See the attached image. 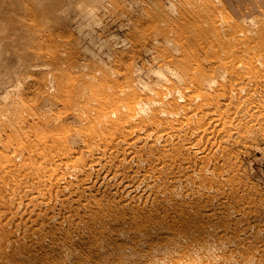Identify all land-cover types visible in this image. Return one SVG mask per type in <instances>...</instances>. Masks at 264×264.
I'll return each instance as SVG.
<instances>
[{
	"label": "rangeland",
	"instance_id": "1",
	"mask_svg": "<svg viewBox=\"0 0 264 264\" xmlns=\"http://www.w3.org/2000/svg\"><path fill=\"white\" fill-rule=\"evenodd\" d=\"M215 2L225 18L242 30L257 34L264 31V0ZM184 21L176 0H0V264L5 260L12 264H42L44 257L64 260V264H85L84 258L90 259V264H145L135 256L118 262L116 250L102 239L97 245L89 236L90 227L79 232L73 226L56 229L55 222L45 219L48 236L44 240L31 235L30 230L25 235L31 223L38 226L41 220L18 209L8 199L7 188L14 187L19 194L27 188H41L49 191L47 196L55 195V188L36 175L60 171L62 166L57 159L37 155L50 147L49 142H37V137L62 133L72 155H81L84 147L74 131L85 125L77 112L98 99L111 104V99L104 96L115 95L117 87L153 93L166 86L165 82L182 86L191 76L199 89L206 87L211 67L194 40L196 35L186 29ZM257 89L260 92L264 85ZM260 94L261 102L264 94ZM245 98L250 108L251 96ZM249 118H242L240 113L234 122L233 140L224 139L225 143L222 135L212 129L213 123L209 124L210 142L220 148L216 152L215 147L207 150L208 155L215 156L210 170L218 172L229 167L234 180L241 184L233 193L235 199L246 193V200L229 203L227 199L223 204L204 195L190 197L185 207H178L177 201L167 206L157 200L148 209L158 220L172 221L179 214L187 215L208 205L215 213L212 221L226 223L223 212L243 207L247 213L244 218L239 216L240 222L239 217L236 219L239 229L247 228V235L233 252L249 255L253 251L249 264H264V121ZM16 140L25 145L27 152L14 158ZM198 170L200 167L195 165L193 172ZM103 193L113 198L107 190ZM148 209L131 213L138 219L134 227L151 217ZM218 211L222 212L219 218ZM13 213L18 217L13 218ZM55 213L61 216L59 210ZM229 229L231 234L237 230L233 223ZM67 232L72 235V254L65 260L50 244L49 235L61 239ZM131 240L133 236L119 243L125 245ZM145 248L142 244L136 251L144 253Z\"/></svg>",
	"mask_w": 264,
	"mask_h": 264
},
{
	"label": "bare ground",
	"instance_id": "2",
	"mask_svg": "<svg viewBox=\"0 0 264 264\" xmlns=\"http://www.w3.org/2000/svg\"><path fill=\"white\" fill-rule=\"evenodd\" d=\"M176 7L208 60L209 83L199 89L191 76L182 86L165 82L166 86L153 93L119 86L115 95L104 96L111 99V104L98 99L90 106H82L77 115L85 127L74 131L84 147L81 155H72L62 133L37 137V142L50 143L45 152L37 155L59 160L62 170L36 175L55 188L53 196H47L49 191L41 188H27L22 194L14 187L7 188L8 199L18 209L41 220L38 226L31 223L25 235L30 230L31 235L44 240L48 236L46 219L55 222L56 229L73 226L79 232L90 227L89 236L97 245L102 239L116 250L120 263L134 256L145 264H249L253 259V251L249 255L233 252L247 235V228L239 229L236 219L247 213L243 207L223 212L226 223L213 222L215 213L208 205L187 215L179 214L172 221L158 220L148 209L157 200L167 206L177 201L178 207H185L190 197L204 195L223 204L227 199L229 203L246 200V193L235 199L233 193L241 184L234 180L229 167L218 172L210 170L215 156L208 155L207 150L215 147L216 152L220 148L210 142V132L215 128L225 143L224 139L233 140L234 122L240 113L242 118L264 121V98L260 102L264 89H257L264 85V31L250 33L237 27L225 18L215 0H176ZM248 89H252L249 94ZM248 96L250 108L245 98ZM211 123L213 127L208 132ZM15 144L14 158L27 152L21 141ZM195 165L200 170L193 172ZM101 188L113 198H106ZM137 209H148L151 217L134 227L138 219L131 213ZM221 213L217 212V218ZM203 217L206 219L199 220ZM123 223L128 227L121 226ZM230 223L237 229L232 234ZM49 236L50 244L66 260L72 254V235L67 232L61 239ZM129 236L133 240L125 245L119 243ZM142 244L145 252L138 253L136 247ZM95 249L98 248H92ZM45 258L42 264H64V260ZM84 262L91 263L88 258ZM1 264L12 263L5 260Z\"/></svg>",
	"mask_w": 264,
	"mask_h": 264
}]
</instances>
